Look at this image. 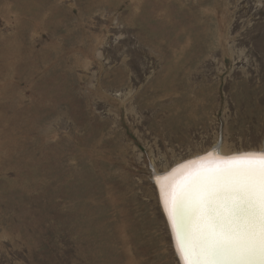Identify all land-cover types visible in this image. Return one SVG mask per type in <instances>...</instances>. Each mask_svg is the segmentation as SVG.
Listing matches in <instances>:
<instances>
[{
    "label": "rangeland",
    "instance_id": "1",
    "mask_svg": "<svg viewBox=\"0 0 264 264\" xmlns=\"http://www.w3.org/2000/svg\"><path fill=\"white\" fill-rule=\"evenodd\" d=\"M216 149H264V0H0V264H177L155 176Z\"/></svg>",
    "mask_w": 264,
    "mask_h": 264
},
{
    "label": "snow or ice",
    "instance_id": "2",
    "mask_svg": "<svg viewBox=\"0 0 264 264\" xmlns=\"http://www.w3.org/2000/svg\"><path fill=\"white\" fill-rule=\"evenodd\" d=\"M198 160L209 162L180 165L187 170L161 190L182 264H264V152Z\"/></svg>",
    "mask_w": 264,
    "mask_h": 264
},
{
    "label": "bare ground",
    "instance_id": "3",
    "mask_svg": "<svg viewBox=\"0 0 264 264\" xmlns=\"http://www.w3.org/2000/svg\"><path fill=\"white\" fill-rule=\"evenodd\" d=\"M208 152H211V150L210 151L208 150V151H206L203 154H199V155L196 154L197 156H193V158H189V159H187L185 161L179 162V163L175 164L174 166L172 165V167L170 169L166 170L164 173L156 174V176H155L156 178L160 177V176H164L172 168L178 166L176 168L177 171L174 173V175L168 181L161 180L160 184H157L156 178L154 180L155 189L157 191L156 193H157V196H158L157 200H158L159 207H160V209L162 211V214H163L166 226H167V230H168V233H169L168 235H169V238H170V241H171L170 242L171 243V248H172L173 254H174L175 258H176L177 264H182L181 255L177 253L178 240L174 239V236H173L174 226L169 224V213L165 211L166 206L169 208V211H171V205H170V203H167V196L165 197L164 201L161 200V190H162V188L165 187V185L171 184L173 181L178 180L180 178V176L187 170L186 168H179L180 165H187L188 168H194V167L199 166V164H201V163H208L209 161L213 160L214 157L209 158V161H199L198 160V157L206 156ZM245 152H264V149L263 150H260V149L259 150H247V151H240V152H228V153H225L224 151H221V150L219 151L218 149H216V151H215V153H218V155L221 156V157L239 155V154L245 153ZM189 161H196V163L189 165L188 164Z\"/></svg>",
    "mask_w": 264,
    "mask_h": 264
},
{
    "label": "water",
    "instance_id": "4",
    "mask_svg": "<svg viewBox=\"0 0 264 264\" xmlns=\"http://www.w3.org/2000/svg\"><path fill=\"white\" fill-rule=\"evenodd\" d=\"M216 150H212L211 152H215ZM178 167V166H177ZM177 167L172 168L169 172H171L173 169H176ZM168 172V173H169Z\"/></svg>",
    "mask_w": 264,
    "mask_h": 264
}]
</instances>
